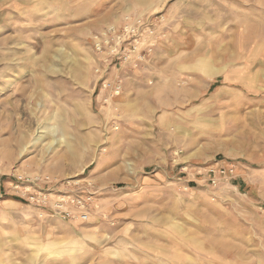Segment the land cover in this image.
Masks as SVG:
<instances>
[{
    "label": "rangeland",
    "instance_id": "1",
    "mask_svg": "<svg viewBox=\"0 0 264 264\" xmlns=\"http://www.w3.org/2000/svg\"><path fill=\"white\" fill-rule=\"evenodd\" d=\"M0 184V264H264V0H0Z\"/></svg>",
    "mask_w": 264,
    "mask_h": 264
},
{
    "label": "built area",
    "instance_id": "2",
    "mask_svg": "<svg viewBox=\"0 0 264 264\" xmlns=\"http://www.w3.org/2000/svg\"><path fill=\"white\" fill-rule=\"evenodd\" d=\"M115 33L114 28H107L103 32L102 36L107 40V37ZM97 39V37L95 36ZM96 52H102V43L100 41L94 42ZM127 61V58H124ZM120 83L116 85L115 95L120 94L121 86ZM34 182L30 180H16L12 186V190L18 193L21 192L20 196L31 205L40 208L47 209L50 216H57L61 219L73 218L74 211L81 222H86L89 217V209L93 202L94 192L87 191L83 193L82 189L75 188L70 190H59L53 188H45L32 190L34 188ZM1 187V184H0Z\"/></svg>",
    "mask_w": 264,
    "mask_h": 264
}]
</instances>
